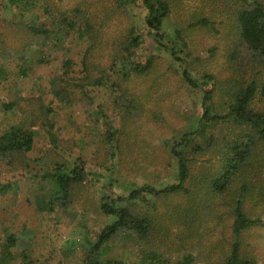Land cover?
Wrapping results in <instances>:
<instances>
[{"label":"rangeland","instance_id":"1","mask_svg":"<svg viewBox=\"0 0 264 264\" xmlns=\"http://www.w3.org/2000/svg\"><path fill=\"white\" fill-rule=\"evenodd\" d=\"M171 2L172 13L163 27L166 36L173 39L178 30H183L190 54L184 58L189 66L199 75L209 73L224 81L231 73L226 55L234 37L233 10L239 3L235 0ZM11 4L10 0H0V68L5 72L0 75V133L19 124L35 130V143L32 151L11 158L10 164L0 159V189L7 187L0 191V252L3 253V247L9 245L13 236L16 245L10 249L11 256L5 264H87L97 236L114 221V217L100 210L105 195L128 196L133 184L160 187L176 183V160L168 147L180 134L178 129L188 123L189 116L201 115L202 95L184 84L181 74L185 64L176 63L173 45L164 40L170 49L157 50L145 23L148 11L144 7L125 5V0H15ZM47 6H51L48 11ZM76 9L81 11L80 15L75 13ZM36 16L39 25L51 32L59 30L66 37L60 38L61 42L53 37L55 44L50 42L39 52L35 47L42 46L31 41V33L20 25L35 20ZM201 18L208 19L210 26L198 25ZM80 27L85 32L84 40L78 37ZM130 30L142 42L137 50L138 58L146 61L153 56L155 68L146 76L124 83L142 102L144 111L128 121L121 147L115 150L113 143L104 142V121H115L121 111L115 105L120 96L116 74L104 86L86 87L91 99L71 107L59 106L50 93V79L68 70L64 67L67 60L73 62L71 76L83 77V60L91 46L86 63L89 74L93 79H105L108 73L103 68L113 65L112 52L124 47ZM4 104L15 106L7 110ZM48 108L54 109V113H49ZM91 111L103 112L105 116H91ZM28 115H34L40 126L32 128V118ZM80 157L86 161V178L72 187L73 194L65 206L53 198L50 211V196L58 190L52 179L56 163L68 161L73 165ZM24 164L30 167L25 168ZM200 165L203 163L193 166V170L199 172ZM110 175L117 179L113 187L106 178ZM153 202L159 206L156 214L169 213V201ZM164 221L170 223L168 217ZM179 229L172 225L169 242H176L174 247L159 243L160 235L151 249H158L166 259L172 260L188 253L180 251V243L174 238ZM218 232L212 241L222 238ZM222 242L228 246V242ZM245 243L254 244L259 264H264V229L251 231ZM146 246L121 234L103 248L101 261L118 259L126 264H142ZM200 247V253L207 256L204 253L207 246ZM201 261L200 264H206Z\"/></svg>","mask_w":264,"mask_h":264},{"label":"trees","instance_id":"2","mask_svg":"<svg viewBox=\"0 0 264 264\" xmlns=\"http://www.w3.org/2000/svg\"><path fill=\"white\" fill-rule=\"evenodd\" d=\"M235 1L239 5L233 10L235 25L231 33H234V37L226 55L231 73L222 81L209 73L199 75L189 66L184 58L190 54L186 49L183 30H178L173 39L166 36L163 27L172 13L171 0H125V5L147 9L145 23L158 51L170 49L164 40L173 45L172 55L176 63L185 64L181 74L184 84L202 95V112L201 115L188 117V123L178 129L177 134H180L175 136V142L168 147L176 160V183L160 187L148 183L143 187L133 184L128 196L108 193L103 197L100 210L114 217V221L97 236L87 264H126L118 259L101 261L103 248L121 234L136 244L148 245L142 264H200L201 260L206 264H259L254 244L248 245L245 240L251 231L264 229V0ZM14 2L10 0V4ZM49 7L45 10L48 11ZM75 13L80 15L81 11L76 9ZM37 19L38 16L20 25L31 33V41L42 46L35 47L38 51L46 48L50 42L55 44L53 37L59 42L60 38L66 37L59 30L51 32L44 25H39ZM67 24L75 30L72 22ZM197 24L210 26L206 18H201ZM86 30L88 32L90 28L86 27ZM78 37L85 39L81 27L78 29ZM141 44L139 35L130 30L124 47L112 52L111 57L115 59L113 65L103 68L108 73L105 79H93L89 74V65L86 63L92 46L83 60V77L71 76L73 62L67 60L64 67L68 70L50 79V93L59 106L71 107L79 101L91 99L86 93V87L104 86L116 74L119 80L116 90L120 96L115 105L121 107V111L115 116V121H104V142L113 143L115 150L121 147V137L126 135L128 121L144 111L142 102L125 88V84L133 78L148 75L155 68L153 56L146 61L138 58L137 50ZM2 70L0 68L1 76L5 73ZM15 105L4 104V107L11 110ZM48 110L51 114L55 111L51 108ZM95 114L103 118L105 116L103 112L90 113L91 116ZM28 116L32 118V128L40 126L34 115ZM34 131L18 124L0 133V159L10 164L13 157L24 156L32 151ZM66 162H57L55 165L52 179L58 190L50 196V211L53 210V198L65 206L73 194L72 187L86 178L85 159L80 157L73 165ZM199 162L203 166L200 165L199 172H196L193 166ZM24 167L28 168L30 164H24ZM157 177L154 179L157 180ZM106 178L110 187L117 182L113 175ZM4 188L7 190V187H3L0 191H4ZM155 200L169 201L167 215L156 214L159 206L153 202ZM166 217L170 223L163 222ZM173 224L180 228L174 237L180 243L178 248L188 253L172 260L166 259L158 249L151 248L160 235L159 243L175 246L176 242H169ZM216 231L222 234V238L212 241ZM226 233L228 235L223 236ZM9 240V245L3 247V253L0 252V264L6 263L11 256L10 249L16 245L13 236ZM222 240L228 242V246ZM201 244L207 246V251H204L207 256L200 253Z\"/></svg>","mask_w":264,"mask_h":264}]
</instances>
